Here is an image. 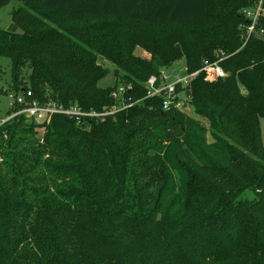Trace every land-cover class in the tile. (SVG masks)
Segmentation results:
<instances>
[{"label": "trees", "instance_id": "1", "mask_svg": "<svg viewBox=\"0 0 264 264\" xmlns=\"http://www.w3.org/2000/svg\"><path fill=\"white\" fill-rule=\"evenodd\" d=\"M210 1L39 0L56 15L135 22L90 39V50L29 33L24 17L13 19L17 30L0 29L11 92L29 89L41 103L109 111L116 85L142 97L144 82L181 58L187 73L219 58L226 72L176 86L199 118L152 97L103 120L1 124L0 264H264V38H241L251 0H214L211 19ZM99 54L118 82L102 84Z\"/></svg>", "mask_w": 264, "mask_h": 264}, {"label": "built area", "instance_id": "2", "mask_svg": "<svg viewBox=\"0 0 264 264\" xmlns=\"http://www.w3.org/2000/svg\"><path fill=\"white\" fill-rule=\"evenodd\" d=\"M244 23L240 24L241 38L245 41L251 35L258 38H264V28L259 27V22L264 18V0H251V4L241 10ZM244 44V42H243ZM219 59L207 60L202 62L200 69L187 73L183 67V72L173 68L170 72L167 68L161 69L158 76L151 75L145 82V94L139 98H132L127 93L132 88L130 83H121L115 86L112 95L116 99V104L107 111H96L94 109H83L78 103H71L63 106L55 101L41 103L32 96L29 89H21L19 92H8V110L5 116L0 115V125L6 121L23 115L39 126L40 130L44 129V125L48 123L54 114H64L73 118L77 124L84 119H99L113 112L131 107L133 105L143 104L146 98L162 97V108L168 110L171 107L181 109L186 102L181 96L180 91L176 90V86H187L190 81L199 73L203 72L204 80L212 82L218 78L226 76V72L219 64Z\"/></svg>", "mask_w": 264, "mask_h": 264}, {"label": "rangeland", "instance_id": "3", "mask_svg": "<svg viewBox=\"0 0 264 264\" xmlns=\"http://www.w3.org/2000/svg\"><path fill=\"white\" fill-rule=\"evenodd\" d=\"M211 15H213V9L217 3L211 0ZM210 1V2H211ZM28 13L32 14L29 15ZM19 17L25 20L26 29L29 33H44L46 35H55L56 33L62 34L64 37L62 40L66 41L68 45L75 47L77 50L89 49L88 41L99 38L102 34H111L114 36L120 35L122 32L136 26L135 22L130 19L123 18L122 16H105V15H94V14H82L73 12H64L56 15L52 14L50 10L43 8L39 0H0V29L15 30L17 24L14 20ZM14 19V20H13ZM182 31V28H179ZM17 30V29H16ZM179 42V41H178ZM142 55L143 57H149L139 48L134 50V54ZM96 61L98 64H102L104 69L108 70V76L102 81L105 83L113 84L118 82L120 79L119 75L114 73V65L106 60L100 54L97 55ZM0 70V88L11 91L13 88L12 78L10 76V67L8 63H2ZM184 59L181 58L173 62L167 71L170 72L173 68L179 69L180 73L183 72ZM216 81V80H215ZM26 78H19L18 83L22 85L27 83ZM183 99L186 100L184 94H181ZM8 96L6 93L0 95V115L5 116L8 110ZM187 107V108H186ZM185 111L195 117L199 118L193 113L190 106L183 107ZM154 122H157L154 119ZM261 137L264 142V119H261ZM206 142L209 146L215 144L214 139L207 132ZM260 162V159H257Z\"/></svg>", "mask_w": 264, "mask_h": 264}]
</instances>
